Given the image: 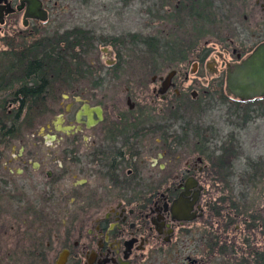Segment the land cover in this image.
I'll return each instance as SVG.
<instances>
[{"label":"flooded vegetation","instance_id":"obj_1","mask_svg":"<svg viewBox=\"0 0 264 264\" xmlns=\"http://www.w3.org/2000/svg\"><path fill=\"white\" fill-rule=\"evenodd\" d=\"M23 1L0 0V30L50 41L33 27L58 0L46 22ZM114 1L108 22L138 15L140 33L81 28L109 60L67 78L45 117L52 73L29 95L36 50L0 52V264H264V157L235 132L264 98L227 89L264 44V0Z\"/></svg>","mask_w":264,"mask_h":264},{"label":"rangeland","instance_id":"obj_2","mask_svg":"<svg viewBox=\"0 0 264 264\" xmlns=\"http://www.w3.org/2000/svg\"><path fill=\"white\" fill-rule=\"evenodd\" d=\"M59 8L54 10L53 15L51 16L50 21L45 27L42 28H34L33 31L35 33H39L40 36H53L64 32H70V30H80L83 29H95L102 28L99 35H110L113 30L119 31H133L140 33V27H142V23L137 19L138 15H126L124 16V20L117 22H108L109 16L111 13L108 12L113 10L115 7L114 0H58ZM135 11L138 8L137 4L133 5ZM128 17V18H127ZM136 17V18H135ZM141 25V26H140ZM18 27V26H17ZM32 28V27H31ZM18 29H23L21 20L19 21ZM29 32L31 29L28 30ZM12 31L9 28H4L0 30V52L6 53L8 50L11 52H16L17 49H23L24 41L15 40L12 37ZM91 34V33H90ZM41 39L37 38L36 40L28 41V45H32ZM97 46L94 48L93 53L88 52L87 56L84 58L83 66L86 68L95 67L97 62L100 60V64H104V62L109 59L106 56H102L101 48L104 45L96 44ZM10 46L15 48L16 50L10 49ZM121 51V49H118ZM125 49L123 53L124 56L130 58V56L136 57V55L141 56V48H136L132 50ZM102 59V63H101ZM129 63L127 65V71L137 72L138 70H144L145 66L141 63ZM131 65V66H130ZM103 67V66H102ZM104 68V67H103ZM100 69V68H99ZM98 69V71H99ZM98 71L96 73H98ZM103 72V70H102ZM263 105V106H262ZM253 110H246L247 112H240V115H248L249 118L247 123L240 122V126L242 128H238L235 132L237 136L240 138L242 145L244 146L243 150L246 154L253 158H263L264 157V103L251 106ZM243 110V109H242ZM244 111V110H243ZM235 120V119H234ZM238 123V122H237ZM236 123V126H237ZM240 130V131H239ZM242 168V167H240ZM264 187V180L261 185L258 186V189ZM238 258L239 252L237 254Z\"/></svg>","mask_w":264,"mask_h":264},{"label":"trees","instance_id":"obj_3","mask_svg":"<svg viewBox=\"0 0 264 264\" xmlns=\"http://www.w3.org/2000/svg\"><path fill=\"white\" fill-rule=\"evenodd\" d=\"M92 38L90 32L74 29L70 30V32L61 33L60 36L58 34L53 35L50 41L42 38L41 41L32 45H28V42L21 45L25 50H36V53H28L27 57L35 60V62L30 63V66L37 73V81L39 82L37 89L29 88V90L26 89L25 91L33 96L39 92L42 93L41 90L43 88H48L46 81L50 72L55 80L56 91L55 103L53 101L52 104L41 102L40 110L36 108L37 105L30 104L26 106V114L35 113L38 110L45 117L46 114L52 113V105H56L59 102L60 95L64 92L66 79L89 74L90 68L84 67L82 60H84L88 52L93 53L94 51L95 47L93 46L94 41ZM10 49L16 50L12 46H10ZM50 64L51 67L49 69L48 66ZM3 114L4 109L1 108L0 115Z\"/></svg>","mask_w":264,"mask_h":264},{"label":"water","instance_id":"obj_4","mask_svg":"<svg viewBox=\"0 0 264 264\" xmlns=\"http://www.w3.org/2000/svg\"><path fill=\"white\" fill-rule=\"evenodd\" d=\"M42 1L24 0L23 2L29 5L26 16L46 22L48 18L42 14ZM227 83L228 93L241 101L264 98V44L256 47L255 51L234 69Z\"/></svg>","mask_w":264,"mask_h":264}]
</instances>
